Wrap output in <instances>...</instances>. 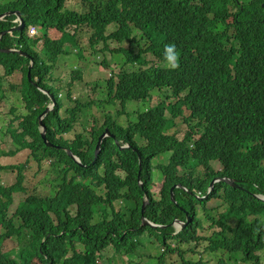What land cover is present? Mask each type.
I'll list each match as a JSON object with an SVG mask.
<instances>
[{"label": "trees", "instance_id": "1", "mask_svg": "<svg viewBox=\"0 0 264 264\" xmlns=\"http://www.w3.org/2000/svg\"><path fill=\"white\" fill-rule=\"evenodd\" d=\"M67 1L0 3V14L19 11L24 23L21 32L2 37L0 49H18L33 60L29 81V59L0 52L5 75L22 73L19 93L25 110L9 122L15 149L3 155L28 150L38 166L49 161L44 173L47 179L50 175L47 195H28L8 216L13 195L25 192L26 163L0 167L16 170L13 184L0 185V264H99L108 247L119 260L126 254L127 264L135 256L134 264H165L176 252H194L192 247L204 243L214 253V264H264L257 255L264 252V202L257 198L264 196V0H73V7ZM14 19L0 20V33L12 28ZM31 27L34 35L28 33ZM84 30L92 53L122 56L120 67L138 65L118 70L115 80L104 56L100 65L110 74L99 100L94 98L97 85L90 99L72 97L80 69H71L66 90L52 74L58 57L70 54L65 42H73L76 56L85 58L76 40ZM40 42L39 53L33 47ZM170 43L179 53L175 71L164 66V46ZM43 91L55 100L42 119L52 147L42 140L38 125L50 103ZM153 99L156 103L150 104ZM141 101L149 106L126 110L125 103ZM105 104L107 112L99 118L97 111ZM80 115H85L80 133L66 139ZM121 116L125 126L117 121ZM176 122L185 125L181 138ZM106 128L119 144L105 138L94 159ZM212 163L221 169L215 171ZM153 170L163 179L156 198L150 192ZM219 178L232 179L234 186L218 181L208 191ZM145 193L149 202L142 214ZM223 206L217 216L210 215ZM142 218L166 227L142 225ZM187 218L191 221L176 232L173 221L186 223ZM203 219L210 234H199ZM12 238L14 246L5 250L4 242ZM107 264L113 263L109 259Z\"/></svg>", "mask_w": 264, "mask_h": 264}, {"label": "rangeland", "instance_id": "2", "mask_svg": "<svg viewBox=\"0 0 264 264\" xmlns=\"http://www.w3.org/2000/svg\"><path fill=\"white\" fill-rule=\"evenodd\" d=\"M10 0H0V3H6ZM66 5H71V7L74 6L73 0H68L66 2ZM258 6V5H256ZM51 35L49 31V36ZM88 36L89 33H87L86 30L82 31L81 34L78 35L76 38L77 42L84 48V59H79L75 54V49L72 48L71 44L73 42H65L64 48L67 49L69 53L62 54L58 57V59L55 62L56 69H53V76L55 78H59L61 81L57 82L60 86H63V88L67 89V83L70 82V75H71V69H80L81 70V77L74 81L75 87L71 89V94L73 98H77V94H79L82 99H90L92 97V88L96 86V90L94 92V98L96 100L103 99L106 95V74H110V71L108 68H104L100 65L101 60L105 56L109 67L113 69L114 73L112 76L117 80V74L118 70L126 69L128 71H131L132 69H135L138 65L131 66V63H127L124 67H120V64L123 62L122 56H114L113 53H109L108 51L105 54H94L92 53V50L89 48L88 45ZM114 42H109V47H114ZM36 51L40 53V51L43 49V45L41 42L38 46L33 47ZM153 57H150V61L153 62ZM149 61V62H150ZM22 73L20 71H15L11 76H7L4 74V70L0 67V83L1 87H3L4 90V97L2 100H0V167L6 166V165H14V164H22L26 163V171H25V179L23 182V186L25 188V192L23 193H16L12 197V205L9 208L8 216H10L16 209L18 203L22 200H24L28 195H47L49 191V178L50 175H48V179L46 178L45 171H48L49 168V161L44 160L42 161L40 166L36 162H32L29 160V151L28 150H21L19 153H15L13 155H3L4 152L11 151L15 149L14 145L11 142V139L9 137V134L7 132V129L9 127V122L11 119H13L14 116L25 114V110L23 108V104L20 101V93H19V87L21 82ZM51 82L49 81V84ZM15 85L14 91L10 90V85ZM61 95V94H60ZM153 96L156 98H160L161 94L153 93ZM84 101V100H82ZM157 99L151 100L150 104H155ZM118 107L122 108V106L117 101ZM64 107L67 105V101L63 100ZM126 106V110L133 113L137 108H144L149 106V104H146L144 101L141 102H127L124 104ZM16 107L15 114H11L10 110L12 107ZM107 104L104 105V109H98L97 115L99 118L102 117L103 112H107L108 109ZM110 111H113V107H109ZM104 120V117H103ZM102 120V121H103ZM126 117L121 116L117 121H119V125L125 126L126 124ZM85 121V115L79 116V123L76 124V126L73 128V130L65 134L64 137L66 139H73L74 136L77 133H80V125L84 123ZM18 120L14 121L12 125L14 127H17ZM177 133L176 136H179L181 138L183 136V133L185 131V125L182 122H176V128ZM174 130V129H173ZM174 130V131H176ZM94 153H96L94 151ZM153 165L156 164L157 160L152 161ZM212 167L215 171L221 169L218 163H212ZM39 168L41 169L39 171ZM47 173V172H46ZM16 178V170H0V185L8 186L10 184H13L15 182ZM153 182L152 187L150 189L151 194L154 198H156L159 195V191L161 188V185L163 183V179L159 175L157 170H153ZM264 199V198H260ZM211 205V204H209ZM224 206L212 210L210 215L217 216L218 212L224 210ZM198 217L202 218V212L199 209L197 213ZM203 229L199 230V234L207 235L210 234L212 230L208 228L209 223H207L203 219ZM175 229L181 230L178 226H176ZM15 239H8L4 242V249H11L14 246ZM194 249V252L179 254L176 252L175 257L171 259H167L165 264H190V263H198L200 260L203 262H206V264H214V261L211 257L213 255V252H209L206 248V243L201 244L199 247H192ZM77 250L80 252H83L82 245L77 244ZM162 251V248L160 249ZM144 250H140L137 252V256L141 258V254H143ZM147 252V251H146ZM102 259H98L97 261L99 264H107V260H111L113 264H127L129 261V258L126 254H123L121 259L119 260V255L115 253L114 249L111 247H108L101 251L100 253ZM258 256L261 257V262H264V252H258ZM176 259V260H175ZM138 258L135 256L133 258V262H138ZM132 263V264H134ZM153 264V263H149Z\"/></svg>", "mask_w": 264, "mask_h": 264}, {"label": "water", "instance_id": "3", "mask_svg": "<svg viewBox=\"0 0 264 264\" xmlns=\"http://www.w3.org/2000/svg\"><path fill=\"white\" fill-rule=\"evenodd\" d=\"M8 16H15L16 18L19 19L20 23L16 26H13L12 28H10L9 30L7 31H3L0 33V40L2 39L3 36L7 35V34H12L13 32L15 31H19L21 32L23 30V27H24V23L22 21V18H21V15H20V12L19 11H7L3 14H0V20H3L4 18L8 17ZM0 52L2 53H18L20 56H23V57H26L29 59V65H28V70H27V78L29 81H31L30 79V75H31V69H32V66H33V60L31 58H29L25 53H22L20 50H15V49H0ZM49 99H50V104L45 108L44 112L40 115V117L38 118V125H39V131H40V135L42 137V140L44 141V143L46 144V146H49V147H52L53 145L49 142H47L46 140V128L45 126L42 124V119L44 118V116L50 111L53 109L54 105H55V100H54V97L52 95H49ZM106 137H111L113 138V135L110 134L109 130L108 129H105V131L99 136L98 138V141H97V144H96V147H95V158L96 156L98 155L99 151H100V148H101V143L102 141L106 138ZM115 143L118 145L119 143L117 141H115ZM67 154L72 158L74 159L75 161H77V158L75 156H73L71 154V152L69 150H67ZM78 162V161H77ZM141 170V166H140V161H139V172ZM139 175V174H138ZM139 177V176H138ZM218 181H222L230 186H234V182L232 179H229V178H223V179H215L213 180L210 184H209V188L212 189L213 185L215 184V182H218ZM179 187V186H177ZM170 194H171V199L173 200V197H172V189L170 190ZM148 204V197L146 196V193L144 194V200L142 202V205H141V213L143 214V212L145 211V207L146 205ZM191 219L190 218H187V221L186 223H182L180 224L181 226V229L184 228V226L187 224V222H190ZM179 222V221H178ZM143 224H146V225H150V223H148V221H146V219L142 218V225ZM152 227V226H151Z\"/></svg>", "mask_w": 264, "mask_h": 264}, {"label": "clouds", "instance_id": "4", "mask_svg": "<svg viewBox=\"0 0 264 264\" xmlns=\"http://www.w3.org/2000/svg\"><path fill=\"white\" fill-rule=\"evenodd\" d=\"M22 18V17H21ZM23 21V20H22ZM13 23H14V26H16V25H18L19 23H20V21H19V19L18 18H16L15 17V19L13 20ZM31 28H34V27H31ZM31 28H29L28 29V33H29V31H30V29ZM34 30H35V32H34V34L36 33V29L34 28ZM16 32V31H15ZM34 34H30L29 33V35H34ZM15 50H17V49H15ZM163 58H164V66L166 67V68H168V69H170V70H172V71H175V70H177L178 68H179V53L177 52V49H176V46H175V44H167V45H165L164 46V53H163ZM43 93L44 94H48V92L47 91H43ZM49 95V94H48ZM50 104V103H49ZM48 104V105H49ZM47 105V106H48ZM55 106V105H54ZM54 108V107H53ZM53 110V109H52ZM52 110H50V111H52ZM49 111V112H50ZM107 129V128H106ZM105 131V130H104ZM111 134V133H110ZM107 138V137H106ZM113 138H114V140H115V137H114V135H113ZM116 141V140H115ZM114 141V142H115ZM118 142V141H117ZM119 143V142H118ZM127 146H120V148L121 149H123V148H126ZM100 152V151H99ZM72 154V153H71ZM99 154V153H98ZM76 157V156H75ZM97 157V156H96ZM77 158V157H76ZM94 159H96L95 158V154H94ZM74 160V159H73ZM77 161L79 162V160H78V158H77ZM76 161V162H77ZM140 183V182H139ZM211 189L209 188L208 189V191H210ZM146 196H147V194H146ZM257 198L259 199V201H261V202H264V199H260V198H264V196H261V195H257ZM148 202H149V200H148ZM146 221H148L147 219H146ZM148 223H150V225L152 226V227H155V228H165L166 226L165 225H156V224H153V223H151V222H149L148 221ZM183 222H181V221H177V220H175V221H173V223L171 224L174 228H176V226H178L180 229H181V226H180V224H182ZM180 230L179 229H176V232H179Z\"/></svg>", "mask_w": 264, "mask_h": 264}, {"label": "built area", "instance_id": "5", "mask_svg": "<svg viewBox=\"0 0 264 264\" xmlns=\"http://www.w3.org/2000/svg\"><path fill=\"white\" fill-rule=\"evenodd\" d=\"M34 32H35L34 28H31L29 31L30 34H34Z\"/></svg>", "mask_w": 264, "mask_h": 264}, {"label": "crops", "instance_id": "6", "mask_svg": "<svg viewBox=\"0 0 264 264\" xmlns=\"http://www.w3.org/2000/svg\"><path fill=\"white\" fill-rule=\"evenodd\" d=\"M11 35V34H10ZM2 89H3V87H2Z\"/></svg>", "mask_w": 264, "mask_h": 264}]
</instances>
